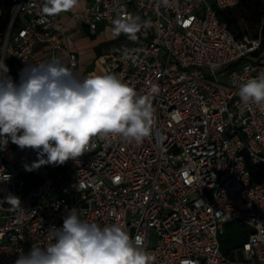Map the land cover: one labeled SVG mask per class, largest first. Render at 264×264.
<instances>
[{
  "label": "built area",
  "instance_id": "2783aa9c",
  "mask_svg": "<svg viewBox=\"0 0 264 264\" xmlns=\"http://www.w3.org/2000/svg\"><path fill=\"white\" fill-rule=\"evenodd\" d=\"M72 18L95 30L112 28L118 17L151 21L136 41L118 43L105 55L115 73L139 95L157 86L154 124L140 144L118 136H96L90 150L66 162V170L45 165L32 184L25 158L37 152L11 143L0 148V264H15L33 246L48 243L47 231L62 227L73 208L101 227L118 223L142 239L154 264H264V183L248 161L264 160V107L246 106L241 83L264 74V17L257 36H236L223 11L241 0H81ZM45 0H0V60L20 82L21 70L40 64L36 48L49 45L52 58L68 51L77 74L78 56L69 48L67 23L43 11ZM104 32V31H102ZM131 53L124 59L123 53ZM46 158V157H45ZM3 173L10 180L3 182ZM19 198L12 209L4 198ZM233 220L252 227L233 254L219 235Z\"/></svg>",
  "mask_w": 264,
  "mask_h": 264
},
{
  "label": "clouds",
  "instance_id": "9594fccd",
  "mask_svg": "<svg viewBox=\"0 0 264 264\" xmlns=\"http://www.w3.org/2000/svg\"><path fill=\"white\" fill-rule=\"evenodd\" d=\"M79 0H45L43 11L49 15L70 11ZM169 6V0H159ZM151 21L139 16L118 17L112 21L115 36L126 35L136 41ZM124 59H131L125 51ZM9 68L0 60V146L8 141L21 150L37 152V161L26 170L41 165H63L90 150L96 136H118L140 144L154 124V95H139L134 87L115 73L88 75L79 79L58 58L21 70L20 82L8 75ZM240 101L264 107V74L250 78L239 86ZM46 157V158H45ZM10 176L3 173V182ZM4 200L12 209H21L18 197L8 194ZM48 243L33 246L21 254L15 264H154L141 237L132 238L118 223L101 227L82 220L73 208L63 218L60 228L47 231Z\"/></svg>",
  "mask_w": 264,
  "mask_h": 264
},
{
  "label": "crops",
  "instance_id": "0c3cea01",
  "mask_svg": "<svg viewBox=\"0 0 264 264\" xmlns=\"http://www.w3.org/2000/svg\"><path fill=\"white\" fill-rule=\"evenodd\" d=\"M84 8V4L81 0H79L78 5L70 11H60L57 14L59 15L62 22L67 23L68 30V45L69 48L77 53L78 56V66H77V78L84 79L88 75H96V74H106V70L104 67V63L106 61L105 55L110 53L116 46L114 41L117 36L107 37V32L112 30V28L105 27L104 24H99L98 28L93 30L89 28L87 25H83L72 18L73 13L77 10H82ZM88 29L91 31L92 35H95V31H97L100 37H106L103 40H99L94 43L93 46H89L87 48L81 47L82 45H78L77 43H72L69 39L70 34L75 32V29ZM104 31V32H102ZM110 44L113 46L110 48ZM264 56V51L262 52ZM34 58L39 59L41 63L48 62L52 59V51L49 45H40L36 48ZM55 58L60 59L64 64L68 66V51L63 50L58 52L55 55ZM264 59V58H263ZM2 143V142H0ZM2 150L6 152L7 156H11L13 153V147L11 145V141L9 140L6 146H0ZM29 158L33 159V157ZM27 162L26 158L24 164L27 166H31L32 162ZM30 172L35 175H39L40 178L44 177L47 174V170L45 165H41L38 168H33Z\"/></svg>",
  "mask_w": 264,
  "mask_h": 264
},
{
  "label": "trees",
  "instance_id": "16d2710c",
  "mask_svg": "<svg viewBox=\"0 0 264 264\" xmlns=\"http://www.w3.org/2000/svg\"><path fill=\"white\" fill-rule=\"evenodd\" d=\"M137 16V15H134ZM264 17V0H241V2L233 9L222 12L221 18L226 21L229 28L233 33L242 37L244 35L257 36L261 19ZM9 21V16L0 17V32L3 33ZM252 29V33L249 29ZM264 34V30H263ZM130 40L126 35L121 34L116 38L114 43L117 45L120 42ZM260 59H263V54H256ZM248 168L250 169L252 176L258 182L264 183V160L251 163L248 161ZM58 170H66V163L63 165H57ZM28 178L32 184L38 183L41 178L39 175H35L30 172Z\"/></svg>",
  "mask_w": 264,
  "mask_h": 264
},
{
  "label": "rangeland",
  "instance_id": "374dc122",
  "mask_svg": "<svg viewBox=\"0 0 264 264\" xmlns=\"http://www.w3.org/2000/svg\"><path fill=\"white\" fill-rule=\"evenodd\" d=\"M252 33V29L248 28ZM95 35H92L91 31L88 29H75V32L70 34L69 39L72 43H77L78 45H82L81 47L87 48L93 46L94 43L99 40H103L106 37H100L99 33L95 31ZM115 36L112 30L107 32V37ZM113 44H110V48ZM26 161H31L32 164L37 161L36 158H29L26 156ZM30 162V163H31ZM31 164V165H32ZM252 230V227L248 224L240 223L238 220H233L230 222H226L224 224V232L220 233V245L223 252L231 255L236 251V249L241 246L242 242L246 240L249 232Z\"/></svg>",
  "mask_w": 264,
  "mask_h": 264
}]
</instances>
